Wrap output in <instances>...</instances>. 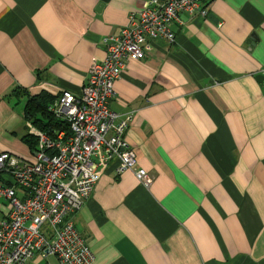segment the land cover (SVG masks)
<instances>
[{"label": "crops", "instance_id": "obj_1", "mask_svg": "<svg viewBox=\"0 0 264 264\" xmlns=\"http://www.w3.org/2000/svg\"><path fill=\"white\" fill-rule=\"evenodd\" d=\"M145 1L0 0V152L32 156L11 89L78 93L102 39ZM199 4L205 16L180 12L173 42L154 40L112 84L107 106L131 114L125 137L152 180L116 175L115 160L101 171L73 214L91 264H264V0Z\"/></svg>", "mask_w": 264, "mask_h": 264}, {"label": "built area", "instance_id": "obj_2", "mask_svg": "<svg viewBox=\"0 0 264 264\" xmlns=\"http://www.w3.org/2000/svg\"><path fill=\"white\" fill-rule=\"evenodd\" d=\"M205 16L199 0H146L130 11L117 33L102 39L104 57L92 61L78 93L62 90L47 111L65 124L52 135L30 126L31 159L0 152V197L8 203L0 220V264H23L52 256L58 264H91L92 254L76 230L73 214L92 192L107 164L115 174L132 171L148 186L152 175L137 167L125 133L131 114L107 106L112 84L127 59H140L156 39L171 43L178 14Z\"/></svg>", "mask_w": 264, "mask_h": 264}, {"label": "trees", "instance_id": "obj_3", "mask_svg": "<svg viewBox=\"0 0 264 264\" xmlns=\"http://www.w3.org/2000/svg\"><path fill=\"white\" fill-rule=\"evenodd\" d=\"M9 95L25 97L22 117L24 120L29 121L33 127L49 135H52V133L58 129H65V124L47 111V106L56 97L45 92L32 95L20 86L12 88ZM21 141L27 144L29 149H34L35 139L33 136L28 134L23 135Z\"/></svg>", "mask_w": 264, "mask_h": 264}, {"label": "water", "instance_id": "obj_4", "mask_svg": "<svg viewBox=\"0 0 264 264\" xmlns=\"http://www.w3.org/2000/svg\"><path fill=\"white\" fill-rule=\"evenodd\" d=\"M208 17L211 18V17H213V16H212V15H208ZM255 78H256V80H259V79L262 80L263 77H262L261 75H256Z\"/></svg>", "mask_w": 264, "mask_h": 264}, {"label": "rangeland", "instance_id": "obj_5", "mask_svg": "<svg viewBox=\"0 0 264 264\" xmlns=\"http://www.w3.org/2000/svg\"><path fill=\"white\" fill-rule=\"evenodd\" d=\"M21 105V104H20ZM1 198V197H0Z\"/></svg>", "mask_w": 264, "mask_h": 264}]
</instances>
